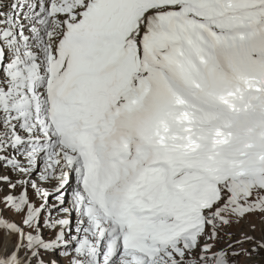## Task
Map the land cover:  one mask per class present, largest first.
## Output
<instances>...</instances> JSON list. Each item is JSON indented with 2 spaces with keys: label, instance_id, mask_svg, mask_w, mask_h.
<instances>
[{
  "label": "snow or ice",
  "instance_id": "snow-or-ice-1",
  "mask_svg": "<svg viewBox=\"0 0 264 264\" xmlns=\"http://www.w3.org/2000/svg\"><path fill=\"white\" fill-rule=\"evenodd\" d=\"M255 211L264 0L0 3V264H234Z\"/></svg>",
  "mask_w": 264,
  "mask_h": 264
},
{
  "label": "rangeland",
  "instance_id": "rangeland-1",
  "mask_svg": "<svg viewBox=\"0 0 264 264\" xmlns=\"http://www.w3.org/2000/svg\"><path fill=\"white\" fill-rule=\"evenodd\" d=\"M225 102H230L228 97L225 99ZM180 118L188 119L187 113H182ZM14 178L16 177L14 176ZM226 233L232 234L231 240ZM244 234L255 237L257 241L264 237V213L255 211L246 214L243 218H239L238 222L234 218L233 223L223 227L220 234L221 238L216 243L218 246H226L230 242L242 238ZM47 235H51V233H47ZM251 247L252 244L245 242L236 248L235 251H239L241 254L234 258V264H264V249H259L256 252L242 251ZM43 258L46 261L55 259L58 261V264H68L71 256H61L59 252H53L43 254Z\"/></svg>",
  "mask_w": 264,
  "mask_h": 264
},
{
  "label": "bare ground",
  "instance_id": "bare-ground-1",
  "mask_svg": "<svg viewBox=\"0 0 264 264\" xmlns=\"http://www.w3.org/2000/svg\"><path fill=\"white\" fill-rule=\"evenodd\" d=\"M0 3H3V10L6 11L8 9V5L10 4V0H0ZM225 99H227V96H225ZM4 171L7 172V169H5ZM13 179H15L14 176H13ZM73 184H74V181H73Z\"/></svg>",
  "mask_w": 264,
  "mask_h": 264
}]
</instances>
